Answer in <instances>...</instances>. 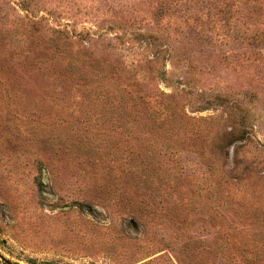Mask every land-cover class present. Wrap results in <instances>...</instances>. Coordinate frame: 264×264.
<instances>
[{
    "label": "rangeland",
    "instance_id": "obj_1",
    "mask_svg": "<svg viewBox=\"0 0 264 264\" xmlns=\"http://www.w3.org/2000/svg\"><path fill=\"white\" fill-rule=\"evenodd\" d=\"M0 264H264V0H0Z\"/></svg>",
    "mask_w": 264,
    "mask_h": 264
}]
</instances>
